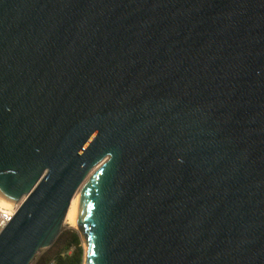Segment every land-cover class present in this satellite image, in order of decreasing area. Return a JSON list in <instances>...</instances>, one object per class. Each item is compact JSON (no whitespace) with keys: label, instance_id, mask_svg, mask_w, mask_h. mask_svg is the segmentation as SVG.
<instances>
[{"label":"water","instance_id":"95a60500","mask_svg":"<svg viewBox=\"0 0 264 264\" xmlns=\"http://www.w3.org/2000/svg\"><path fill=\"white\" fill-rule=\"evenodd\" d=\"M79 190L85 264H264V0H0V264Z\"/></svg>","mask_w":264,"mask_h":264},{"label":"trees","instance_id":"16d2710c","mask_svg":"<svg viewBox=\"0 0 264 264\" xmlns=\"http://www.w3.org/2000/svg\"><path fill=\"white\" fill-rule=\"evenodd\" d=\"M85 247L75 229H64L55 245L43 252L35 264H85Z\"/></svg>","mask_w":264,"mask_h":264},{"label":"built area","instance_id":"2783aa9c","mask_svg":"<svg viewBox=\"0 0 264 264\" xmlns=\"http://www.w3.org/2000/svg\"><path fill=\"white\" fill-rule=\"evenodd\" d=\"M22 202L15 203L14 206L8 204L0 203V235L6 229V227L11 223L15 215L21 208Z\"/></svg>","mask_w":264,"mask_h":264},{"label":"bare ground","instance_id":"6f19581e","mask_svg":"<svg viewBox=\"0 0 264 264\" xmlns=\"http://www.w3.org/2000/svg\"><path fill=\"white\" fill-rule=\"evenodd\" d=\"M81 192H82V190H79L77 192L76 196L74 197L71 208H70L68 216H67V222L76 228H78L80 201H81V197H82ZM0 203L5 204V202H2V201H0Z\"/></svg>","mask_w":264,"mask_h":264},{"label":"rangeland","instance_id":"374dc122","mask_svg":"<svg viewBox=\"0 0 264 264\" xmlns=\"http://www.w3.org/2000/svg\"><path fill=\"white\" fill-rule=\"evenodd\" d=\"M65 229L66 230H71V229H77L76 227H73L70 223L66 222V225H65ZM84 245V244H83ZM85 247V246H84Z\"/></svg>","mask_w":264,"mask_h":264}]
</instances>
